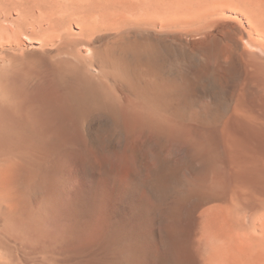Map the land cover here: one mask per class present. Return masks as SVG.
I'll return each mask as SVG.
<instances>
[{
  "label": "bare ground",
  "instance_id": "obj_1",
  "mask_svg": "<svg viewBox=\"0 0 264 264\" xmlns=\"http://www.w3.org/2000/svg\"><path fill=\"white\" fill-rule=\"evenodd\" d=\"M0 264H264V0H0Z\"/></svg>",
  "mask_w": 264,
  "mask_h": 264
},
{
  "label": "rangeland",
  "instance_id": "obj_2",
  "mask_svg": "<svg viewBox=\"0 0 264 264\" xmlns=\"http://www.w3.org/2000/svg\"><path fill=\"white\" fill-rule=\"evenodd\" d=\"M229 8V9H228ZM228 8L226 9V14H225V16L224 17H226V18H230V19H235V18H233V16L236 14L238 17H240V21L241 22H243V21H245V18L242 16V14H238V13H235V12H233V10H234V7H232V6H228ZM232 8V9H231ZM230 10H232V12H230ZM12 16H14L13 14H11ZM235 15V16H236ZM241 15V16H240ZM242 17V18H241ZM243 20V21H242ZM245 23V22H244ZM73 28H74V26H73ZM75 29H73V31H74ZM4 43V42H3ZM27 44H28V42H27ZM9 45V44H8ZM29 45V44H28ZM34 45V44H33ZM36 45V44H35ZM175 54H177L176 52H175ZM187 58V60H186V62H187V64H190V65H195V64H197V62L198 61H196V59L192 56V54H187V56H186ZM190 57V58H189ZM192 57V58H191ZM190 60V61H189ZM193 61V62H192ZM226 86V84H224V88L225 89H227V88H229V84H227V86L228 87H225ZM197 94L199 95V96H201L202 95V91H200L199 89H197ZM221 95V94H220ZM219 99H221L220 97H218ZM93 126V125H92ZM93 127H95V126H93ZM133 143L135 144L134 146H136V147H138V148H141L142 149V151H144L145 152V150L147 149V146L148 147H151V145H142V144H139L137 141L135 142V141H133ZM97 145V144H96ZM109 145V146H108ZM98 146V145H97ZM104 147H106V148H104V151L105 152H107V151H112V149L113 150H115V149H117V146L116 145H112V144H107V145H104ZM109 147V148H108ZM111 147H113V148H111ZM168 147H169V144H167L166 146H165V148H164V151H163V153L165 154L166 152H167V149H168ZM152 148H154V147H152ZM176 155H178V154H180V151L177 149V151H176V153H175ZM176 157V159H177V156H175ZM149 159V158H148ZM154 160V159H153ZM151 161V160H150ZM188 161L192 164V166L187 170V172L186 173H188V175H190V176H192L194 173V169L196 168V163L195 162H191V159L189 160V157H188ZM123 162L125 163L126 162V159H125V157H124V159H123ZM150 163H153L152 161L150 162ZM172 191H174V189L172 190ZM167 192V195H169L170 194V189L168 190V191H166ZM166 192H165V194H166ZM169 193V194H168Z\"/></svg>",
  "mask_w": 264,
  "mask_h": 264
}]
</instances>
